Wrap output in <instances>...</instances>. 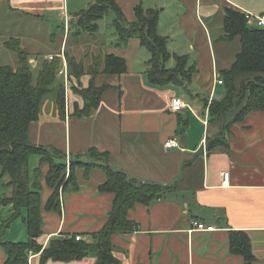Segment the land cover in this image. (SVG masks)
<instances>
[{
  "label": "crops",
  "instance_id": "0c3cea01",
  "mask_svg": "<svg viewBox=\"0 0 264 264\" xmlns=\"http://www.w3.org/2000/svg\"><path fill=\"white\" fill-rule=\"evenodd\" d=\"M96 1L0 0V26L4 27L0 37H37L36 23L54 30L53 23L61 21L65 22L63 44L67 47L69 24ZM114 1L130 24L136 21L138 6L160 12L159 34L168 38L173 56L167 69L176 67V56H188L189 65L195 69L188 86L190 95L181 86L151 84L146 74L149 51L138 39L117 46L115 29L111 26L114 33L103 31L108 28L104 26L106 17L98 23L97 38L82 36L72 47V55L80 61L101 51L112 54L126 60L127 73L72 77L64 116L58 104L64 83L59 80L56 90L44 97L39 120L30 126V143L61 151L67 160L86 161L87 152L93 148L107 153L113 168L135 179L176 186V193L167 199L151 206L137 205L129 212V219L138 223L139 229L133 234L113 235L114 256L120 264H246L241 255L230 251V231L247 233L253 264H264V112H252L245 121L234 124L228 135L229 147L219 146L211 152L207 149L208 141L219 137L223 130L222 122L211 120L207 104L225 97L226 85L220 84L217 76L224 81L223 73L231 70L242 49L239 37L226 38V15L231 10L264 15V0ZM83 43L93 49L90 55L87 50L79 52ZM38 65L33 61V67ZM255 76L239 75L236 88ZM92 81L98 88H107L99 108L90 117L75 116L76 106L82 109L84 100L73 88H88ZM176 98L186 105L179 112L171 110ZM235 115L236 111L228 113L226 121L231 122ZM169 141H176L177 146L167 149ZM37 158L32 170L40 166ZM41 169L43 233L38 243L46 248L53 237L74 235L92 242L90 234L105 227L115 199L114 194L98 190L106 175L93 170L86 178L85 170L78 169L79 191L62 196L58 213L46 209L53 189L46 181L49 165L43 164ZM226 172L230 173L229 182L223 177ZM6 183L4 179L0 196L10 197L12 190ZM13 213L12 205L0 207V224ZM17 222L1 236L2 243L28 241L25 223L22 221L20 226ZM193 222L213 230L191 232ZM6 260L0 244V264H6ZM29 264H97V258L43 263L41 253H31Z\"/></svg>",
  "mask_w": 264,
  "mask_h": 264
},
{
  "label": "trees",
  "instance_id": "16d2710c",
  "mask_svg": "<svg viewBox=\"0 0 264 264\" xmlns=\"http://www.w3.org/2000/svg\"><path fill=\"white\" fill-rule=\"evenodd\" d=\"M115 15L111 26L117 35V46H124L131 39H138L151 55L146 63V74L151 84L167 86L170 84L184 87L190 95L188 86L192 81L194 67L189 65V57H174L176 67L167 69L166 65L173 56L168 50V38L159 34L158 10H145L142 6L135 9L136 21L128 23L123 11L114 0H97L86 11L78 14V19L69 24V35L74 42H80L82 36L96 39L99 21ZM65 30V29H64ZM226 38L239 37L241 52L231 70L223 73L226 94L223 100H214L207 104L212 121H220L223 130L219 137L209 140L207 149L213 151L219 146L229 147L228 135L231 127L245 121L252 112H264V29L247 24L244 13L229 11L225 22ZM11 40L6 47L16 51L18 67L0 63V169L1 177L7 180L5 186L12 190L10 197L0 196V207L13 206V215L0 224V244L7 254L6 264H29L30 254H42V262L79 261L89 256L97 258V264H120L114 256L115 246L112 237L115 234H133L139 224L129 219V212L137 205L151 206L176 193V186H165L150 181H140L128 173L113 168L109 164V155L96 149L87 152V160H70L61 151L37 147L29 141V129L39 120L43 99L56 90L59 83L58 73L63 66L61 57L42 61L33 67L30 54L17 42ZM68 72L72 77L80 78L100 74L123 75L128 66L124 58L100 52L78 61L65 52ZM87 59L90 63L87 64ZM35 70L38 75L35 77ZM257 75L246 79L240 88H236L239 75ZM64 83V82H63ZM84 100V107L75 108V116L90 117L99 108L106 87L98 88L94 81L88 88H73ZM58 104L61 114L66 110V89L60 88ZM236 111L231 122L226 121L230 112ZM40 158V166L31 169V159ZM49 165L46 176L47 185L53 189L46 209L61 213V198L64 194L79 191L77 170L84 169L85 177L90 178L93 170H101L106 181L98 187L100 193L114 194L115 199L105 227L90 234L92 242L77 240L78 236L53 237L44 248L38 243L43 233L42 215V176L41 166ZM26 211V215H24ZM25 223L29 239L26 242H3V236L17 220ZM230 251L241 255L246 264H253L254 256L249 235L243 231H230Z\"/></svg>",
  "mask_w": 264,
  "mask_h": 264
},
{
  "label": "rangeland",
  "instance_id": "374dc122",
  "mask_svg": "<svg viewBox=\"0 0 264 264\" xmlns=\"http://www.w3.org/2000/svg\"><path fill=\"white\" fill-rule=\"evenodd\" d=\"M112 17H113V13H111L105 20H104V26L107 25V29L106 27L103 28V31L105 32H113L114 33V29L111 27V23H112ZM38 22V21H36ZM4 24V21L3 23ZM36 27H38V29H35L36 31H38V36L37 37H27L25 36V39H20L18 37H13L12 39L8 40V36L7 34H5L4 36L0 37V62L2 64H9L11 66L14 67H18V58H17V52L13 51L9 48L6 47L5 42L8 40V42H10L11 40H18L17 42H19L20 46L26 50L29 54H30V61H38L39 64L42 63V61L46 60L45 58L49 59L51 57H61L64 55V52H67L68 54L72 55L73 52V48L75 46V42L74 39L69 37L68 40V45L66 47V44H63V36H64V27H65V22H59V23H53L54 25V30H51V27L49 28L48 25H45L43 23H36ZM106 24V25H105ZM7 28V27H6ZM4 30L3 25L0 26V33ZM52 35H56L57 38L54 39L52 37ZM24 38V37H23ZM85 43V41H84ZM83 44H81L80 46L82 47V49H79L80 53H83L87 50L88 55H90L91 50H93L90 46V44H88V46H85ZM99 43H94V45H98ZM73 56V55H72ZM65 57V55H64ZM67 58L65 57V60ZM90 61V59H89ZM67 62V61H66ZM89 63V62H88ZM170 67V66H169ZM16 69V68H15ZM35 77L38 75V71L35 70L34 72ZM59 80H62L61 78H58ZM37 156H34L31 159V169L34 167V165L37 163ZM1 169H0V193L3 192V182L4 179L1 177ZM17 222V221H16ZM20 226L22 223V220H18L17 222ZM23 226V225H22ZM19 228V227H18ZM19 242H24L23 240H20Z\"/></svg>",
  "mask_w": 264,
  "mask_h": 264
},
{
  "label": "built area",
  "instance_id": "2783aa9c",
  "mask_svg": "<svg viewBox=\"0 0 264 264\" xmlns=\"http://www.w3.org/2000/svg\"><path fill=\"white\" fill-rule=\"evenodd\" d=\"M244 15H245L247 24L249 26L264 29V15H256V14H251V13H244ZM49 59H52V57ZM58 77L63 80L65 89L67 91L69 89L68 86L70 83V76H69V72H68V64H67L65 58H63V66L58 73ZM217 78L219 80V83L223 84V81L221 80L220 76H217ZM184 107H186V105L184 104V102L181 99L176 98L171 102V110L173 112H179ZM175 146H177L176 141H169L166 143L167 149L171 148V147H175ZM67 162L69 165L70 160L68 159ZM223 177H224L225 182H229L230 173H228V172L223 173ZM192 225H193V230H191V232H194L196 230L209 232V231L213 230V227H208L205 224L199 223V222H193ZM77 240L78 241L82 240V237L78 236Z\"/></svg>",
  "mask_w": 264,
  "mask_h": 264
}]
</instances>
